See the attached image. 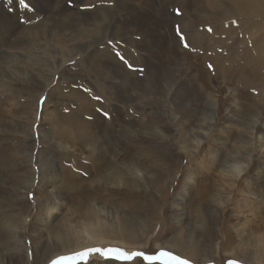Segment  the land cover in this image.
Wrapping results in <instances>:
<instances>
[{
	"label": "bare ground",
	"instance_id": "1",
	"mask_svg": "<svg viewBox=\"0 0 264 264\" xmlns=\"http://www.w3.org/2000/svg\"><path fill=\"white\" fill-rule=\"evenodd\" d=\"M28 1L35 8H21L22 15L28 19L43 17L33 25L18 22L0 4V98L6 97L5 103H2L4 98L0 99V125L3 127L2 121L8 116L18 119L16 123L12 122L14 125L8 132L24 138L33 146V150L27 147L16 152L14 157L22 159L21 163L29 168L35 160L39 167V186L35 193L37 205L31 224H28L31 214L23 217L19 224L16 222L18 225H14L18 219L14 217L10 224L14 239L9 238V234L10 241L5 251L13 255V250L20 246L18 243H22L21 238L23 240L27 231L39 241L35 242L39 264L59 255L75 254L97 246L122 249L151 247L152 242L158 240L147 226L137 224L138 228L127 231L120 224L122 216L116 217L111 206V196L119 200L128 199L146 183L144 171L147 170L145 162L149 156L143 151L145 148L142 144L133 146L132 140L144 137H153L155 141L159 137L162 143L169 140L175 148L174 157L183 156L188 162L194 161L203 151L205 139L210 135L209 121L218 122L219 112L224 105L225 117L221 122L224 129L218 132L215 145L214 140L211 141L210 156L206 154L210 159L213 156L220 159V169L215 166L216 160L213 159V162L211 159L208 162L214 166L209 163V170L217 171L232 190L240 187L237 192L242 197L237 200V208L241 209L238 214L242 219L233 226L239 238L237 247L239 252L250 255L246 258L252 264H264V217H261L264 212V0H160V5L156 0H118L114 7L95 6V10L85 12L79 9L81 7H65L64 2H57L59 0ZM169 7L179 8L181 18L169 13ZM237 18L240 22L236 23ZM175 23H180L181 31L188 34L191 48H203L200 50L202 56L184 51L177 44L169 46L165 30L169 28L174 34ZM210 27H213L212 30ZM107 39L127 42L137 50L140 61L135 58V65L147 69L145 78L132 79L124 65L100 50L102 42ZM150 43L154 47L149 46ZM27 56H31L32 63H29ZM78 61L88 64V73L75 74L76 71L64 68L67 63ZM207 65H211L214 79L206 69ZM7 72L15 77L11 78ZM57 74L59 83L47 92L43 103V120L49 128L42 126V121L40 128L35 130L42 94L51 87ZM77 80H84L94 88L100 82L108 85V95L114 105L112 113L108 109L111 103L104 108V102H96L95 98L88 96V90L71 89L65 94L66 87L77 84ZM190 83L195 86L190 88ZM200 83L202 89L198 87L201 90L196 88ZM235 85H240L242 89H236ZM132 88L141 98L140 107L136 106L137 101L130 95ZM217 91L227 95V101L222 105L216 100ZM99 95L95 93L93 97ZM242 98L246 101L243 102ZM24 100L26 103H22ZM132 105L144 112L143 117L124 118ZM155 110L167 117L159 126L153 125L155 121L148 114ZM104 113L108 114L107 117ZM196 121L198 127L194 125ZM8 132L0 129V134ZM226 139L237 142L238 148H243V151L251 152L242 154L247 160L246 165L238 162L236 156H231V165L222 164L221 158L229 154V151L227 155L223 154L225 146L229 147ZM37 145L39 152L34 159L33 152ZM139 163L145 164L144 168L139 167ZM168 172L157 170L154 173L153 181L156 187L159 186L158 189L165 190L169 183L172 185L177 181L179 172H176V167L168 169ZM185 172L181 177L185 192L182 197L179 196L181 201L192 193L199 171H190L188 166ZM29 174L35 175L32 167ZM26 178L27 181L20 185L22 191L15 192L14 197H17L18 204L31 208L28 194L34 180L29 175ZM203 180L196 195L201 208L207 202L212 175ZM233 192L229 195L221 193V202L216 199L212 205L217 207L215 202H218L224 206L232 202ZM165 197V194L160 195V199ZM69 198L75 209L71 212V208V213L66 215ZM178 201L176 197L174 202L184 207V202L179 204ZM246 208L248 213L243 211ZM249 214L254 215V222L252 218L249 219ZM180 215V210H177L174 214L177 221H180ZM203 218L204 214L199 215L200 221ZM257 219H261L262 225L257 223ZM201 224L204 225V222L201 221ZM57 228L62 230L54 236L52 231ZM50 239L54 242L49 245ZM170 241L171 247H168L184 257L191 259L198 254L194 237L179 239L174 243ZM23 245H26L25 242ZM163 245L167 247L168 244L165 242ZM225 247L223 245L222 249ZM209 253L203 256L213 258ZM4 258L5 255L3 260L0 256V264L5 262ZM73 262L66 261L64 264Z\"/></svg>",
	"mask_w": 264,
	"mask_h": 264
},
{
	"label": "rangeland",
	"instance_id": "2",
	"mask_svg": "<svg viewBox=\"0 0 264 264\" xmlns=\"http://www.w3.org/2000/svg\"><path fill=\"white\" fill-rule=\"evenodd\" d=\"M54 2H56V0H54ZM57 2H59V3L64 2L63 5L65 7L71 8V9H75V8L77 9V8L81 7L82 9L81 8H79V9L81 11L85 12V11L95 10L96 9L95 6L114 7L116 2H118V0H98V1L97 0H94V1L93 0H69V1L68 0H59ZM156 2L158 5L161 4L160 0H156ZM14 3H15V0H13V3H10V4L7 3L6 0H0V4H1L2 9L9 12V14L11 16H13L18 22L23 21L24 23H27L28 25H33V24H35L38 21L43 19V17H37L36 19H34V18L28 19L29 17H24L22 15L21 8L22 9H27V8H23L22 6H20L17 3H15V5H13ZM26 3L29 4L28 8H31V9L35 8L28 0H26ZM81 4H84V5H81ZM108 4H110V5H108ZM77 5H78V7H76ZM89 6H91V7H89ZM170 7H172V6H170ZM170 7H169V11H170L169 13H171L173 16H176V18H178V17L181 18L182 12L179 10V8H177V7L170 8ZM26 19H28V20L26 21ZM232 21L234 22V19ZM237 22H240L239 18L236 19V23ZM177 24L178 23L174 24V27L176 28V29H174L175 35L171 31H169V28H167L165 30V33H167L166 37L168 36L167 39L169 40V46H173L174 44H177L184 51L192 52L193 54L202 56V52L200 50H202L203 48L202 49H195V50L193 48H191L189 45L188 34L183 33L181 31L182 28H181L180 23H179L180 25L179 24L177 25ZM210 28L212 30L213 27H210ZM177 29L179 30L180 36H178V34H177ZM207 30L209 31L208 27H207ZM181 36L183 37V39H181ZM173 37L175 40L177 39L178 41L176 40V42H175ZM135 39L137 41H141L139 39V37H135ZM173 40H174V42H173ZM121 43H122V46L120 45ZM185 44H187L188 47H185L184 46ZM149 46L154 47V44L150 43ZM100 50L107 52L112 57H114L118 63H120L121 65H124L125 68L127 69V71L130 72L132 79H138V78H143V77L145 78L147 69L142 68L141 66L135 65V60H134L135 58L137 59L138 62L140 61L139 56H138V52L134 47H131L127 42L120 41V40L107 39V40H104L102 42ZM220 50H222V49H220ZM117 52L121 53L125 57L127 62L129 64L133 65L134 68L142 69V72L130 70L127 67V65L118 58V56L116 55ZM27 57H29L28 61L30 63L32 58H31V56H27ZM196 62L198 63V60H196ZM236 64H238V62H236ZM205 67L210 73H212V78L214 79L215 75L212 71V68L209 67V65H207ZM4 68L7 70L6 65L4 66ZM35 68L37 69V67H35ZM64 68H70L74 72L76 71L75 74L78 72L88 73V71H89L88 70L89 69L88 64L86 62H81V61L79 63L69 62L66 64V66ZM7 73L11 75L10 76L11 78L15 77V75H13L12 73H10V72H7ZM58 77H59L58 74L55 75V78H56V79H54L55 81H53L50 84V86L52 88L50 87V88H48L47 91H44L45 94L43 92V94H42L43 97L40 100V101L43 100V103H44L49 91L51 89H53L55 86H57L56 83L57 84L59 83ZM77 81L79 83L76 82L77 84H72L71 86H69L70 88L66 87V89L64 90L65 94H67L71 89H77V88L78 89L81 88L83 90H88L87 91L88 96H90L92 98H95V97H93L95 95V93H100L101 95H99L97 97H101L100 98L101 100L100 99L97 100L95 98V101L96 102L99 101L98 102L99 104H102L103 102L106 104L108 103L107 105L104 103L102 104V106L104 105V108H108V105H110V103H111L112 106L109 107L108 109L112 113L114 105H113L111 96L108 95V93H109L108 92L109 91L108 85L100 82V83L96 84V86H95L96 88H94L91 84H89L88 82H86L84 80L83 81L77 80ZM228 85H230V82H228ZM194 86H195V84H193V85H191V83L189 84L190 88H192ZM198 86L201 88L202 84L201 83H200V85L197 84L196 88L200 89ZM21 87L23 88L24 85L22 84ZM235 87H236V89L237 88L242 89V87L240 85H235ZM129 92H130L131 97L137 101L136 106L140 107L139 102H140L141 98H139L138 95L133 91V88ZM208 94H209V91H208ZM0 99H3L2 103L6 102V97L3 96ZM216 100H218L219 104L222 105L223 103H225L227 101V95H225V93H220L217 91L216 92ZM242 101L245 102L246 100L244 98H242ZM256 101H257V98H256ZM22 103H26V101L24 100ZM43 103L39 102V107H38L39 114H38V120H36V123L34 125L35 130H38L40 128L42 121H43L42 126L46 127L47 129L49 128V126L47 124H45V122L43 120V115H42V110H43V106H44ZM223 106L219 112L218 122H216V121L213 122L212 120H210L208 123V124H210L211 132H210V135L208 136V139H205V142L209 141L210 143L206 142V144H205V142H204L203 151L200 154H198V156L196 157V159L194 161L188 162V160L183 156H179L180 158L174 157L173 152H174L175 148H174L173 143L169 140L163 141L164 143H162V141H161L162 138H159V137H158L159 140H157V141L153 140L154 139L153 137H150V138L144 137L140 140L135 139V141L132 140L133 146L142 144L145 148V150H143V151H145V154L147 156H149L147 159V162H145L147 170L144 171V174H145L144 180L146 183H144L143 186H141V187H143L142 188L143 190L140 188L139 190L134 192L137 195H135L133 193V195L131 197H129L128 199L124 198L123 200H119L118 198H113L114 196H111V199H112L111 206H113L112 208L114 209V212L116 213V217L120 218L119 216H122L123 219L120 218V224H123L127 231L130 232V230H132L133 228H138V225H145V226H147L149 232H151L153 234V236H155V239L157 238L158 243L157 242H156L157 244L153 243V242H155V241H153L151 247L149 245L147 248H145L144 246H140V247L136 246L137 249H135L136 247L131 248V249H126V248H124V249H126L129 252L144 251L145 250V252H149V253H154V252H157L159 250H169V251H172L174 254H178L182 258L190 260L192 262V264H229V261H233V260L239 261V264H252V261H250V259H247L250 257V255L245 254L242 251L239 252V249L237 247L239 244V238L237 237L238 235H236L235 232L233 231L234 230L233 226L236 225L242 219L241 214H238L241 211V209L237 208V206L239 205L237 200L240 199V197H242V195L239 197L238 194H240V193L237 192V191H239L240 187L238 186L237 190L236 189L232 190L231 187L229 186V184L226 183V181L223 179V177L220 176V174L217 171L213 172L212 170H209L210 165L208 166L209 163L211 164V166H214L211 162H208L212 159L213 162H215L214 160H216L217 163H215V166L218 170L220 169L219 164H218V161H220V159L214 158V156L210 159V157H208V156H210L208 151H209V145L213 143L211 141L214 140L213 145H215L217 143L215 141H218V137H219L218 132L221 129L222 130L224 129L222 123H223V118L225 117V116L223 117V115H225V106L224 107ZM123 108L125 111L127 110L126 106H124ZM129 108H130V111L128 112V116L124 115L125 119L126 118L131 119V117H133V118L134 117L135 118L143 117V115H144L143 111L138 110L137 108L133 107V105L130 106ZM148 114H150L149 117L153 121H155V123L153 125L158 124V126H159L160 124H163V122L167 120V117L164 114L160 113L159 110H155V112H152V113L148 112ZM263 116H264V113H263ZM16 120H18V119L16 118ZM16 120L14 118H12L11 116L6 117L2 121L3 127H1V125H0V127H1L0 129H2L3 132L4 131L8 132L9 130H12L11 128L14 125L13 123H16ZM7 122H9V123H7ZM201 122L203 123V121H201ZM194 125H196L195 127H198V122L197 121L194 122ZM214 126H216V127H214ZM235 128L237 129L236 125H235ZM239 128L240 127L238 126V129ZM216 130H217V132H216ZM237 133L239 134L240 131H237ZM0 135H1L0 136V149L2 150V151L0 150V156H1L0 157V160H1L0 161V236H1L0 237V247L2 249L0 251V256L3 260V257L5 255L4 261L6 262V264H9L10 262H11L10 264H12V263L13 264H19V263L20 264H23V263L24 264H39L38 260L36 259L37 253H36V249H35V246L37 245L36 243H38L39 241L36 240L35 238L33 239V237L30 235L29 231H27V233L25 234V237H23V240L21 238L22 243H18V245H20L21 247L19 246V247H17L16 250H13V255H12V252H10L11 254H9V252L5 251L8 241H10L9 238L11 237V239H14L12 237L13 232H11L14 230L10 228V224L13 223L12 220L15 219L14 217L18 218L17 221L14 222V225H16L17 223L19 224L29 214H31V217L28 218L29 219L28 224L29 223L31 224V222H32V219L34 217L35 210H36V205H37V201L35 200V193H36V190L39 186V181H38L39 180V167L37 166V164L34 160V163H32V166H31L32 169L35 171V175L33 176V174H29V170L31 169V167L29 168L28 165H26L24 163L22 164L20 161L22 159H20V160H19V158L15 159V157H14L16 152H19L22 149L25 150V149H27V147H28V149L33 150V148H32L33 146L30 145L28 143V141H26L22 137L16 136L15 134H9V132L6 134L1 133ZM227 140L228 139H226V141ZM232 142H231V140L227 141V144L229 145V147L227 148L225 146L223 154L227 155L228 151H229V154L227 155L228 157H223V159L221 158L222 164L223 165L225 164L226 166H229V164L231 165L233 163L231 161V158L232 157L235 158V156H236L235 159L236 160L238 159L237 160L238 162L246 165L247 160L242 157V154H244V153L250 154L251 152L248 150H247L248 152L243 151V148H241L242 149L241 150L240 148H238L239 144L237 145V142H233V143ZM38 147L39 146L37 145L34 148V152H33L34 153V159H36V155L39 152ZM229 148H231V149H229ZM232 150L234 151V153ZM217 152H219V151H217ZM230 152H231V154H230ZM206 154H208V156ZM204 157H206V158H204ZM134 158H135L134 160L136 161V159H137L136 156H134ZM203 158L205 160H203ZM177 159H178V161H177ZM206 159H207V161H206ZM14 160L17 161V163L14 162ZM199 162L201 163V165L199 164ZM206 162H208V163H206ZM143 165L145 166V164L141 165V163H139L138 166L141 168H144ZM174 166L176 167V172L177 171L179 172L176 175L177 181H175L172 185L169 183L168 185H170V186H166L165 190L158 189L159 186L156 187L157 184H155L153 181L154 175L156 174L155 172L157 170H162V171L167 172L169 174L168 169H173ZM188 166H189L190 171H196L197 170V172L198 171L199 172H198V175L196 176L197 181L195 183V186H194L192 193L187 195L186 200L184 198H182L183 200L181 201V198H179V196L181 195V197H182L185 194L184 190L182 189V187L184 185V180H183V178L181 179V177H183L184 174L186 173L185 171H186V168ZM149 167H151V168L154 167V168L150 169ZM203 168L204 169L206 168L205 169L206 171ZM152 170H155V172ZM201 170H202V173H201ZM149 173H151V174H149ZM202 174H203V176H202ZM28 175L30 176L31 180H34V185L28 194L29 203H30L31 208H27L24 205L18 204L16 202L17 197L16 196L14 197L15 192H18L21 190L20 185L24 181H27L26 177H28ZM209 175H212V179H213L212 182L214 184L212 182L210 184L211 190H210V193H209L208 198H207V202L208 201L209 202L208 203L206 202V204L201 208L200 202L197 200L198 198L196 195H197V191L199 190V185L202 184V182L204 181L203 179H205V177L209 176ZM145 177H146V179H145ZM214 178H215V180H214ZM215 181H216V183H215ZM215 184H216V186H213ZM169 187H170V189H169ZM241 188H242V186H241ZM231 191H234L232 194L234 196V200L232 202H229L227 205H224V206H221V204L218 202H215V205L217 207H214L212 205L214 200L220 198L221 193L229 195L231 193ZM235 193L237 196L235 195ZM159 194L160 195L165 194L166 197L164 199H160ZM176 197H178V200H179L178 203L179 204L184 202V207L183 206L181 207L177 203L174 202V199ZM219 201H220V199H219ZM129 204H131V206H129ZM250 206L253 207V204H250ZM67 208H69V209H67L66 215L70 214L75 209L71 198L67 199ZM70 209H71V212L69 211ZM124 209L125 210L127 209V210L124 211ZM177 210H180V214H181L179 217L180 221H177L176 217L174 216V214ZM247 210H248V208L244 209L243 211L247 212ZM202 214H204V218L201 221L204 222V225H202L201 221L199 220V215H202ZM249 215H250L249 219L251 220V218H252L251 221L254 222L255 221L254 215H252V214H249ZM261 217H264V212L261 214ZM113 219H114V216H113ZM18 220H19V222H18ZM260 220L257 219V223L259 222V224H261ZM257 223H256V225H257ZM202 226H204V228H202ZM60 230H62V229H60ZM60 230H58V228H57V230L52 231V234L54 236H57L58 235L57 233ZM9 231H10V233H9ZM262 233H264V230ZM9 234H10V236H9ZM8 236H9V238H8ZM191 237H194V240L196 241L197 246H198L197 247L198 254L195 255V257L196 256L197 257L202 256L201 259H199V260L196 259L197 257L196 258L193 257V258H195L194 260H192L193 258L189 259V258L181 255L180 253H176L170 249L171 244L168 243L170 240H171L170 242L174 243V241H176V240L184 239V238L188 239ZM15 240L17 241V239H15ZM24 242L26 245H23ZM52 242H54V241L52 239H50L49 245ZM165 242H166V244H168L167 247L168 246H170V247L167 248L165 245H163ZM156 245H159L160 248H157L158 246H156ZM223 245L226 246L225 247L226 250H225V248H224V250L222 249ZM24 246H25V250L23 249ZM40 247H41V249H43L42 245ZM97 247L98 248H108V247H112V246H105L104 245V246H97ZM219 247H221L220 248L221 250L219 249ZM94 248H96V247H94ZM26 249H28V250H26ZM217 251H218V253H217ZM19 252L22 254V257L20 256L21 254ZM208 252L212 253L213 258L212 257L205 258L203 256L204 253L206 254ZM229 252L232 254H230ZM16 253H18V256H16L17 255ZM211 253H209V255ZM236 254H239V255H236ZM72 255H74V253L66 254V256H72ZM241 255H245V256L242 257ZM7 256L10 258H14L13 261H9L10 258H8ZM63 256H65V255H62V257ZM235 256H237V257H235ZM238 256H241V257H239L240 259L238 258ZM60 257H61V255L51 259L50 261L44 262L43 264H45V263L46 264H53V262L57 261ZM217 257H218V259H217ZM46 260H47V258H46ZM14 261H16L17 263ZM202 261H207V262H202ZM5 262L3 264H5ZM70 262H73V261H70ZM108 263L109 262L105 261L99 255H95V256L91 257L90 260L87 262V264H108ZM72 264H85V262L75 261ZM133 264H141V262L136 261V262H133Z\"/></svg>",
	"mask_w": 264,
	"mask_h": 264
},
{
	"label": "snow or ice",
	"instance_id": "3",
	"mask_svg": "<svg viewBox=\"0 0 264 264\" xmlns=\"http://www.w3.org/2000/svg\"><path fill=\"white\" fill-rule=\"evenodd\" d=\"M7 3H13V0H6ZM15 3L19 4L23 8H28L29 4L26 0H15ZM91 7V6H89ZM11 10V9H10ZM177 34L180 36L179 30L177 29ZM181 39L183 37L181 36ZM188 47L187 44L184 45ZM118 58L124 62L130 70L141 71L142 69H136L133 65L129 64L125 57L117 52ZM211 67V65H209ZM97 100L100 97H95ZM43 103V101H41ZM107 117V113H104ZM99 255L107 262H114V264H133V262L140 261L141 264H192L190 260L182 258L178 254H174L169 250H159L154 253H149L145 251H132L129 252L125 249L118 247H108V248H88L84 251L77 252L72 256H63L59 260L54 261L53 264H64L66 261H83L85 264L90 260L91 257ZM229 264H239V261H229Z\"/></svg>",
	"mask_w": 264,
	"mask_h": 264
}]
</instances>
